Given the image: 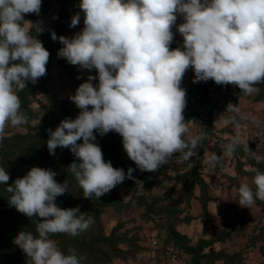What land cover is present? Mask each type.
I'll list each match as a JSON object with an SVG mask.
<instances>
[{
  "label": "clouds",
  "instance_id": "obj_1",
  "mask_svg": "<svg viewBox=\"0 0 264 264\" xmlns=\"http://www.w3.org/2000/svg\"><path fill=\"white\" fill-rule=\"evenodd\" d=\"M41 5L42 0H0V138L6 126L28 124L18 93L27 82L35 84L46 75L50 53L24 19L26 14L38 15ZM79 9L84 15L79 33L71 39L54 32L51 36L63 45L58 57L82 69H95L97 76L90 75L69 97L79 115L47 130V148L50 155L58 147L67 148L79 160L67 169L86 199H98L126 178L135 179L134 169L126 174L104 160L96 133L101 137L118 133L128 158L141 172H156L176 153L182 160L197 155L205 136L184 139L189 129L181 84L189 68L193 83L235 85L243 94L264 83V0H80ZM177 15L184 21L179 25ZM80 19L79 12L73 15L69 27H76ZM27 23L35 33L44 30ZM174 25L183 37V49L170 50ZM227 110L236 111L234 106ZM239 143L233 137L224 154L233 156ZM207 163L219 164L220 157L209 154ZM251 171L255 191L247 183L238 188V205L247 209L256 200L264 202V172ZM56 175L32 167L6 187L10 207L29 219L42 218L36 222V235L21 231L14 238L26 264H82L85 259L72 248L65 254L51 238L61 233L78 236L94 223L79 206H57L56 198L68 190L66 181L58 183ZM9 179L0 166V185Z\"/></svg>",
  "mask_w": 264,
  "mask_h": 264
},
{
  "label": "rangeland",
  "instance_id": "obj_2",
  "mask_svg": "<svg viewBox=\"0 0 264 264\" xmlns=\"http://www.w3.org/2000/svg\"><path fill=\"white\" fill-rule=\"evenodd\" d=\"M58 11L59 5L53 0L48 14L44 18L25 20V26L30 29L31 34L35 29L27 21L46 30ZM78 12L81 17L79 24L59 36L71 39L83 29V13L77 7L72 6L69 9L72 16ZM30 15L26 14L25 16ZM177 20L180 24L184 22L179 15ZM177 33L176 37L179 40L177 39L178 43L173 46V49L178 47L183 49V37L179 32ZM57 41L60 43L59 39ZM57 61L58 58L54 57L51 66L46 70V75L39 78L37 83H31L35 87L31 109L38 116L43 113L50 98L69 99L77 89L73 82L64 75L63 69ZM77 70L83 80H87L90 75L97 76L95 69H82L77 65ZM193 80L194 72L189 68L183 76L181 84V87L186 90L187 101L183 112L189 129L184 136L186 141L203 134V128L196 121L197 118L202 117L204 112L201 102L204 97L203 88L200 82L193 83ZM256 87L257 90L251 94H243L235 85H217L213 81L208 98L211 108L214 109L213 129L206 131L205 138L196 149L197 155L190 160H182L176 157L177 153L174 154L163 169L151 172V178L148 179L151 180L149 183L151 186L149 185L148 189L144 187V184H133L132 180L134 179L127 180V178L124 183L117 186L116 193L126 203V208L116 213L112 208H107L100 216L103 231L106 236H109L119 221H124L125 225L120 234H126L128 238L133 237L138 240L136 249L129 244H118V247L128 254L113 259L111 264H170L169 253L172 242L167 235L168 220L155 215V213L147 212L145 208L137 204V198L134 196L143 197L150 204L156 201L158 207L165 203H172V201L181 202L182 188L185 183L194 179L193 173L208 185L210 201L207 212L202 211L199 203V185L195 184L189 204L190 210L181 214L182 218L189 217L190 223H176L175 230L185 234L192 245L202 238H210L215 234H221V232L227 233V236L223 237L224 241L214 245V249L216 251L222 249L228 255L235 256V261H219L215 264H264V260L257 254V247L253 245L254 242H257L258 229L260 225H263L264 220L261 219V212L255 204L250 209L238 205L239 186L244 183L250 186V182L237 175L236 159L224 154V146L233 137H238L239 145L245 148L253 145L258 150L264 143V93H261L260 84H257ZM233 106L236 111L227 110ZM32 126L33 132L38 131L37 120ZM25 133L26 130L20 126H6L3 137ZM212 153L220 157V163L210 166L207 163V158ZM253 154L257 160L263 156L257 151ZM124 159L134 163L127 154ZM135 168L138 169L136 165ZM246 170H250L249 166H246ZM133 177L135 178V174ZM128 185L131 187L129 188ZM184 205L182 201L180 209H183Z\"/></svg>",
  "mask_w": 264,
  "mask_h": 264
},
{
  "label": "trees",
  "instance_id": "obj_3",
  "mask_svg": "<svg viewBox=\"0 0 264 264\" xmlns=\"http://www.w3.org/2000/svg\"><path fill=\"white\" fill-rule=\"evenodd\" d=\"M52 1L42 0L40 13L38 15L31 14L30 16H25L24 19L36 20L44 18L48 14ZM55 1L59 5V11L51 21V25L41 33L33 31L32 35H36V38L42 42L43 46L50 53L46 70L51 66L54 57H57V63L63 69L64 75L78 87L87 80L82 79L77 70V65H71L65 58L58 57V50L63 45L57 40L54 41L51 34L54 32L58 37L64 31H68L71 28L69 25L72 15L69 13V9L73 6L80 10V0ZM172 31L174 33V40L170 45V50L173 49V46L179 40L176 37L178 35L176 26H173ZM212 82V80H208L207 82L200 81L204 96L201 102L203 111H206L207 119L204 120L200 117L196 121L203 128V135H205L207 130L213 129L214 109L211 108L210 99H208ZM97 84L98 78L93 82L94 86ZM260 90L261 93H264V83L260 84ZM18 95L21 99V111L25 112L28 116V124L20 126L26 130V133L5 136L0 141V166L4 167L10 175L7 184L0 185V264H26L27 257L19 246L14 244V238L21 231L32 232L36 235V222L42 219L38 216L29 219L27 216L19 213L14 207H10L8 202L10 193L6 191V187L10 186L15 179L26 175L32 167L50 169L57 174L55 179L58 183L66 181L68 192L56 198L55 202L57 206L61 208H75L79 206L80 212L85 213L86 218L91 216L94 219L91 227L78 236L73 237L69 234L61 233L51 237L65 254H68V249L72 248L76 250L79 256L85 258L82 264H111L113 259H118L122 255L128 254L126 251L120 249L118 244H129L136 249L137 238H128L126 234H120L121 229L125 225L124 221H119L109 236H106L103 231L101 214L107 208H112L115 213L126 208V203L116 193L118 185L98 199L95 196L86 199L83 197L82 188L67 169L72 162L79 163V160L67 148L58 147L55 150V155L49 154L47 148L49 135L47 130L52 129L54 131L66 117L75 119L79 115L80 110L70 99L50 98L49 104L44 107L43 113L38 116L31 109V103L35 95V87H33L31 82H27L26 88L20 91ZM36 120L38 121V131L33 132L32 124ZM77 143H82V140ZM96 143L101 147L104 160L110 161L114 168H122L126 174L129 168L134 169L135 173L134 171L132 172V176L135 174V179L132 180L133 184H144L146 189L151 186L149 184L151 180H148L151 178V172H141L135 168L134 163L127 162L124 159L126 152L123 148L122 137L118 133L112 131L103 137L96 133ZM256 151L263 154L259 160L253 154ZM176 157L179 158L180 154L177 153ZM233 157L236 159L235 168L237 175L247 179L250 182V187L255 191V186L252 183L255 173L251 169L255 168L264 172V143L261 149L258 150L253 145H250L248 148L239 145ZM165 166H162L160 169H163ZM246 166H249L250 170H246ZM192 175L194 179L185 183L182 188L181 198L185 204L183 209H180L182 201H172V203H165L158 207L155 200L156 204H150L143 197L136 195L134 197L137 198V204L145 208L147 212L155 213V215L168 220L167 235L170 242H172L171 246L187 255L188 264H215L219 261L234 262L235 256L228 255L222 249L218 251L214 249V245L224 241L223 237L227 236V233L221 232V234H215L210 238H202L195 245H192L190 239L185 234L180 233L174 228L176 223H190L189 217L182 218L181 214L189 209L193 196L192 189L195 184L199 185V203L201 204L202 211L207 212L210 201L208 185L195 176L194 173ZM156 183L158 182L156 181ZM255 205L261 212V219L264 220V202L256 200ZM258 230L259 237H257V242H254L253 245L257 247L258 256L264 260V223L260 225Z\"/></svg>",
  "mask_w": 264,
  "mask_h": 264
},
{
  "label": "built area",
  "instance_id": "obj_4",
  "mask_svg": "<svg viewBox=\"0 0 264 264\" xmlns=\"http://www.w3.org/2000/svg\"><path fill=\"white\" fill-rule=\"evenodd\" d=\"M177 17H178V15H177ZM179 24H180L179 21L176 20V25H179ZM176 25H174V26H176ZM202 119H204V120L207 119L206 111L203 112ZM169 258H170V264H188L187 255L175 247H172L170 249Z\"/></svg>",
  "mask_w": 264,
  "mask_h": 264
}]
</instances>
